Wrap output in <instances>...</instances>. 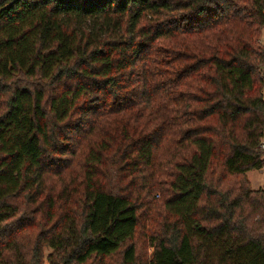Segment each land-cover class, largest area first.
<instances>
[{"label": "trees", "instance_id": "1", "mask_svg": "<svg viewBox=\"0 0 264 264\" xmlns=\"http://www.w3.org/2000/svg\"><path fill=\"white\" fill-rule=\"evenodd\" d=\"M263 27L264 0H0V264H264Z\"/></svg>", "mask_w": 264, "mask_h": 264}, {"label": "rangeland", "instance_id": "2", "mask_svg": "<svg viewBox=\"0 0 264 264\" xmlns=\"http://www.w3.org/2000/svg\"><path fill=\"white\" fill-rule=\"evenodd\" d=\"M260 41L264 45V27L261 29L260 32ZM246 175L250 180V184L253 188H261L264 187V166L260 168H251L246 171ZM50 248H45V253L49 252ZM146 253L149 256L151 254V249L148 247L146 249Z\"/></svg>", "mask_w": 264, "mask_h": 264}, {"label": "built area", "instance_id": "3", "mask_svg": "<svg viewBox=\"0 0 264 264\" xmlns=\"http://www.w3.org/2000/svg\"><path fill=\"white\" fill-rule=\"evenodd\" d=\"M263 98H264V96H263ZM263 146H264V144H263Z\"/></svg>", "mask_w": 264, "mask_h": 264}]
</instances>
